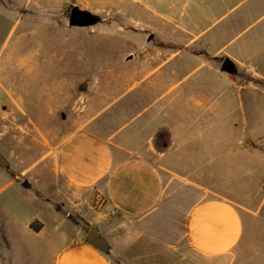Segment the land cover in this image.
Masks as SVG:
<instances>
[{
	"label": "crops",
	"instance_id": "1",
	"mask_svg": "<svg viewBox=\"0 0 264 264\" xmlns=\"http://www.w3.org/2000/svg\"><path fill=\"white\" fill-rule=\"evenodd\" d=\"M199 1L190 5L189 14L184 12L187 1L164 4L165 13L155 14L178 27L188 20L193 27L208 25L207 32L216 23L209 18L214 7L201 8L206 3ZM192 35L163 33L158 37L162 46L150 44L148 70L105 69L118 76L107 77L115 82L101 88L89 82L75 94L73 85L53 83L56 94L43 102L26 99V84L20 83L17 97L8 95L0 128V264H112L104 249L84 239L91 227L100 235L95 224L86 220L77 226L68 216L77 212L84 218L94 196L106 217H121L118 227L125 239L114 244L115 264L140 251L145 238L150 247L192 264H234L236 250L246 245L254 250L247 263L264 264V149L252 150L251 134L236 135L226 114L214 110L215 100L228 93L220 97L216 90L204 102L194 93L202 82L182 87V80H176L186 71L184 65L203 56L200 35ZM170 44L177 49L167 51ZM181 47L190 48L185 59L159 73ZM204 68L212 76L208 88L214 90L218 68ZM133 73L143 76L116 88ZM225 85L231 95L235 87L249 88L245 82ZM108 90L115 96L102 99ZM221 101L223 111H229L230 100ZM50 120L63 123L67 131L53 134L44 126ZM33 144L44 151L39 158L44 163L29 174L33 165L21 160ZM177 183L199 190L200 198L171 209ZM26 201L33 204L30 214L22 209ZM33 221L40 224L36 232L29 228ZM151 250L147 264L155 263Z\"/></svg>",
	"mask_w": 264,
	"mask_h": 264
},
{
	"label": "rangeland",
	"instance_id": "2",
	"mask_svg": "<svg viewBox=\"0 0 264 264\" xmlns=\"http://www.w3.org/2000/svg\"><path fill=\"white\" fill-rule=\"evenodd\" d=\"M186 1L188 6L184 12L187 14L190 5L201 2L199 0H0V128L3 102L9 94L17 97L20 83L26 84L24 91L26 99L43 102L56 94L51 88L53 83L66 85L65 87L73 85L75 94L89 82L101 88L115 82L113 78L107 77L118 76L105 74V69L135 68V72L136 69L148 70L150 46L152 44L162 46L158 37L163 33L181 35L186 39L194 34L201 37L203 56L198 57L193 65H184L187 67L186 71L179 74L176 80H182V87L202 82L203 84L194 93L202 96L204 102L213 98L212 95L217 93L216 90L219 91L220 97L228 93L229 97L215 100L214 110L220 115L226 114V119L234 126L236 135L246 137V134H251L248 145L252 150L264 149V137H262L264 135V0H202L206 4L199 5L201 8L211 5L214 7L209 14L210 21L216 19V23L207 32L204 30L208 25L198 24L193 27L188 24V20L187 24L181 21L182 25L178 27L169 25L162 17L155 14V12L165 13L164 4L179 5ZM219 5L228 6L219 7ZM72 12L73 17H71ZM196 46L197 44L193 48ZM175 49L177 46L170 44L166 50L173 52ZM181 50L182 52L176 54L165 67H161L159 73L185 59L190 48L181 47ZM201 62L204 67L212 65L218 68L219 83L214 90L208 88L212 76L206 73L204 67H195ZM30 67L42 68V70L27 72L26 69ZM54 68L57 71L53 70ZM142 76L138 73L126 75V79L120 81L116 88H121L122 83L126 87ZM229 81L235 82L238 86L245 82V86L248 85L249 88L239 91L235 87L234 95H231L232 90H225L227 88L225 84ZM40 84L44 85L41 90L38 89ZM138 88L139 86H136L134 91ZM114 94L115 91L108 90L102 99L108 96L111 99ZM129 97L122 99L120 103H124ZM100 100L96 99V101ZM221 100H225L226 103L230 100L229 111H223ZM44 124L53 134L61 135L67 131L63 123L55 120ZM1 143L2 140L0 154L3 153ZM32 147L34 149L21 160L27 166L33 165L29 174L36 173L42 164L40 162L43 161L39 158L44 151L37 144H33ZM14 150L19 151L16 148ZM6 156H9L8 153L4 154L5 158ZM1 158L3 157L0 155V163ZM172 187L169 204L171 209L184 208L200 198L199 190L193 187L182 183L174 184ZM100 204L101 200L94 196L85 205L84 218L77 212H68V216L77 226L85 224L86 220L95 224L105 241L102 249L107 252L112 264H115L114 244L125 239L124 230L118 227L121 217L119 215L106 217L101 211ZM22 209L26 214H30L33 210L32 202L26 201ZM255 241L251 239L250 242ZM143 242L140 251L133 254L129 252L124 260L116 261L117 264H147L150 248L154 255V258H150V262L154 261V264H192L188 261L174 260L175 257L166 254L162 247H150V239L145 238ZM252 252L254 250H251L249 245L237 249L234 264H250L247 262H250ZM170 257L171 259H168Z\"/></svg>",
	"mask_w": 264,
	"mask_h": 264
},
{
	"label": "water",
	"instance_id": "3",
	"mask_svg": "<svg viewBox=\"0 0 264 264\" xmlns=\"http://www.w3.org/2000/svg\"><path fill=\"white\" fill-rule=\"evenodd\" d=\"M71 17H73V12L71 13ZM85 241L93 244L98 248H103L105 246L104 239L101 238L97 229L95 227H91L84 237Z\"/></svg>",
	"mask_w": 264,
	"mask_h": 264
},
{
	"label": "trees",
	"instance_id": "4",
	"mask_svg": "<svg viewBox=\"0 0 264 264\" xmlns=\"http://www.w3.org/2000/svg\"><path fill=\"white\" fill-rule=\"evenodd\" d=\"M39 227H40V224H39L37 221H33V222H31V223L29 224V228H30L32 231H34V232H36V231L39 229Z\"/></svg>",
	"mask_w": 264,
	"mask_h": 264
}]
</instances>
